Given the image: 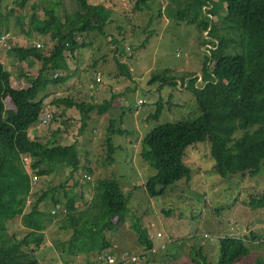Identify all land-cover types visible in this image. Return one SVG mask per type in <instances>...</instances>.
<instances>
[{"label": "rangeland", "instance_id": "obj_1", "mask_svg": "<svg viewBox=\"0 0 264 264\" xmlns=\"http://www.w3.org/2000/svg\"><path fill=\"white\" fill-rule=\"evenodd\" d=\"M60 1L61 17L64 10L76 8L77 0ZM88 1L102 4L111 22L105 26L103 36L92 33L77 37L79 43L87 45L80 48L74 58L66 53V72L51 70L46 74L48 79L60 74L58 78L63 82L49 84L42 93L49 94L43 108V112L47 109L49 112L42 117L51 114L50 122L41 124V119L28 132L30 138L36 137L43 142L54 136L58 143L76 144L79 167L65 188L72 186L76 200L83 206L91 198L97 179L109 177L120 183L129 212L115 231L105 232L112 247L111 257L119 259L125 252L148 251L139 245L132 225L144 230L153 245L160 241L166 243L164 250L156 249L157 246L151 248L152 251L156 249L155 252L148 253L145 258L141 254L135 261L123 258L109 264H198L200 256L206 264H216L217 239L222 237L243 239L250 247L249 256L233 264H263L264 206L254 208L250 201L264 197V167L257 176L231 173L222 177L214 171L208 142L202 141L184 152V162L191 170L188 181H177L164 195L156 197H150L141 186L155 171L139 156L143 136L161 123L193 119L198 115L193 94L185 85L190 78H196V86L200 83L203 62L208 55V45L203 39L205 32L200 34L195 26L177 21L173 0H150L140 9L135 8L134 0ZM33 3L37 5L35 9L31 6ZM49 4V0H29L19 9L13 0H1L0 63L9 72L12 87L23 84L21 75L26 72L35 74L38 63L33 58L20 61L8 49L45 44V36L33 30L36 25L30 23V16L35 12L36 19L42 22L46 19L44 7ZM9 8L14 9V15L5 18ZM120 64L126 66L130 77L122 74ZM165 69L178 85L160 87L158 82L149 83L152 75L161 74ZM182 80H185L183 85L179 83ZM66 96L95 104L112 99V103L103 114L90 113L83 125L77 109L52 103L54 98ZM158 102H161L162 111L155 117ZM4 107L7 111L10 109L7 98ZM58 107L63 115L54 120ZM110 125L115 130L124 129V133L111 134ZM109 137L114 146L110 157ZM68 175L69 168L61 164L38 178L33 191L58 186ZM30 176L33 179V173L30 172ZM62 193L63 189L59 188L56 196L62 198ZM51 197L52 193L42 203V209L51 214L54 211L59 216L47 224L45 232L35 230L31 236H45L44 246L37 253L39 264H106L104 256L108 251L100 256H73L66 251V246L62 247L72 232L62 230L64 214L56 208ZM31 201L33 196L28 198L26 209ZM4 226L6 235L18 240L28 233L21 217L6 221Z\"/></svg>", "mask_w": 264, "mask_h": 264}, {"label": "trees", "instance_id": "obj_2", "mask_svg": "<svg viewBox=\"0 0 264 264\" xmlns=\"http://www.w3.org/2000/svg\"><path fill=\"white\" fill-rule=\"evenodd\" d=\"M28 1L13 0V3L23 9ZM49 1V6L44 7L46 19L40 22L35 12L30 16V23L36 25L33 30L45 36V44L40 47H7L9 53L20 61L35 59L38 63L36 73L26 72L21 75L23 84L12 87L9 72L0 63V264H39L37 253L44 246L45 236H31L35 230L45 232L47 224L59 216L42 209L41 205L50 193L53 204L64 214L62 230L72 232L62 247L66 246V251L73 256H100L105 251H108L105 256H112L105 232L115 231L129 212L120 183L109 177L97 179L91 198L85 206L80 204L72 186L65 188L79 167L76 144L58 143L54 136L46 142L29 137V128L41 121L43 113L49 112V109L43 112L49 94L42 93L49 84L63 82L58 78L60 74L55 79H48L46 74L51 70L66 72V53L74 58L75 53L87 45L86 42L79 43L77 37L92 33L103 36L105 26L111 22L108 10L104 11L100 3L77 0L76 8L64 10L61 17V1ZM148 1L151 2L134 0L135 8L140 9ZM173 1L176 2L174 15L177 21L195 26L200 34L205 32L203 39L208 45V55L203 62L199 85L196 86L193 77L185 85L193 94L198 115L193 119L156 125L141 139L139 156L155 170L141 184L150 197L162 196L177 181L190 179L191 170L183 156L185 150L196 142H208L214 171L222 177L231 173L257 176L264 167V0ZM31 6L35 9L37 5L33 3ZM8 15H14L13 8L7 10L5 18ZM27 34L31 36L30 31ZM119 69L130 77L124 64H120ZM157 82L160 87L178 85L169 76L168 69L152 75L149 83ZM179 83L183 85L185 80ZM5 98L10 105L8 111L4 107ZM52 103L77 109L84 125L90 113L103 114L109 109L112 99L95 104L66 96L54 98ZM161 111L162 105L158 102L153 116H158ZM54 113V120L63 115L61 109ZM109 132L122 134L124 129L115 130L110 125ZM108 142L110 157L114 150L111 137ZM22 154L33 158L28 167L21 161ZM61 164L69 168L65 180L58 186L33 191L35 181L30 172L38 179ZM59 188L63 189L62 198L56 196ZM30 196L33 201L26 209ZM79 199L83 203L81 193ZM250 202L254 208H260L264 206V197L252 198ZM17 217H21L28 228V233L20 240L7 236L4 226L6 221ZM132 227L139 245L151 253V248L158 245H153L139 226ZM217 245L216 264H233L250 254L248 243L240 238L222 237L217 239ZM204 260L200 256L197 263L206 264Z\"/></svg>", "mask_w": 264, "mask_h": 264}, {"label": "built area", "instance_id": "obj_3", "mask_svg": "<svg viewBox=\"0 0 264 264\" xmlns=\"http://www.w3.org/2000/svg\"><path fill=\"white\" fill-rule=\"evenodd\" d=\"M38 47H40V44L37 45ZM51 114H47L45 115L43 118H42V122L41 124H47L50 120H51ZM21 161L22 163L25 165V166H29L31 163H33V158H31L30 156L26 155V154H22L21 155ZM37 180V176H33V181H36ZM157 237L159 239L162 238V235L161 234H157ZM166 247V243L163 242V241H160V243L158 244L157 248L156 249H161V250H164ZM155 249V248H154ZM155 249V250H156ZM153 249H151V253L152 254L154 251H152ZM149 251V250H148ZM148 251H144L143 253H137L136 255L135 254H130L129 252H125V254L119 258L121 260H124L123 258H127V260H132V261H135V258H139L140 256H142L141 254H143V258L146 257V255L148 254ZM105 259H106V263L109 264V263H112L113 261H118L119 259H115L114 257H111L109 255L105 256Z\"/></svg>", "mask_w": 264, "mask_h": 264}, {"label": "crops", "instance_id": "obj_4", "mask_svg": "<svg viewBox=\"0 0 264 264\" xmlns=\"http://www.w3.org/2000/svg\"><path fill=\"white\" fill-rule=\"evenodd\" d=\"M55 212L53 211V214H54ZM64 213H65V211H64Z\"/></svg>", "mask_w": 264, "mask_h": 264}]
</instances>
